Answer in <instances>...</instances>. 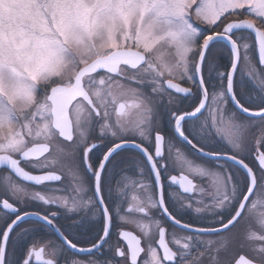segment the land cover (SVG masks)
<instances>
[{
	"label": "snow or ice",
	"instance_id": "snow-or-ice-1",
	"mask_svg": "<svg viewBox=\"0 0 264 264\" xmlns=\"http://www.w3.org/2000/svg\"><path fill=\"white\" fill-rule=\"evenodd\" d=\"M35 262L264 264V0H0V264Z\"/></svg>",
	"mask_w": 264,
	"mask_h": 264
},
{
	"label": "flooded vegetation",
	"instance_id": "flooded-vegetation-1",
	"mask_svg": "<svg viewBox=\"0 0 264 264\" xmlns=\"http://www.w3.org/2000/svg\"><path fill=\"white\" fill-rule=\"evenodd\" d=\"M233 19H237V18L233 17ZM218 63L220 65V69L219 70H224L223 66L227 65L229 63V61H228L227 57H224ZM253 63L256 65L257 69L259 70L260 65L258 63V57L253 56ZM247 91H248V87L245 88V92H247ZM206 103L211 104V90H210L209 101H207ZM134 113H135V109L134 108L126 107V109L124 110V115L122 116V118H127V117L131 116ZM206 115H208L207 112H206ZM165 127L167 128L168 126L165 125ZM221 131L225 135H227L228 132H229V129H228V127L226 125H222ZM169 134H170V131L166 132V135H169ZM184 171H185V174H188V170L186 168L184 169ZM172 174L179 175L180 172H179V170H177L176 172H173ZM126 175L129 177V179H128V182H127V187L125 189V191L127 193V198H126V203L124 204V207L126 209L129 205H131V206H133L135 208L136 200H134L133 197L139 198L140 196H142V190H140L136 186V182L139 180V177H138V175H133L131 172L126 173ZM210 179H211L210 177L204 178L203 179V185L207 186L209 181H210ZM70 183H71L70 180H66V184H70ZM173 190L180 191L179 189H176L175 186H173ZM65 194L71 195V192L69 191L67 193H63V192H58L57 193V195H65ZM129 215H136V216L139 217L141 214L132 213V214H129ZM125 228H126V230L133 231L134 234H139L138 230L132 225H125ZM168 238L170 239V236ZM37 239H39V238H37ZM44 258L45 259L48 258L47 255H45ZM35 264H38V262H35Z\"/></svg>",
	"mask_w": 264,
	"mask_h": 264
}]
</instances>
